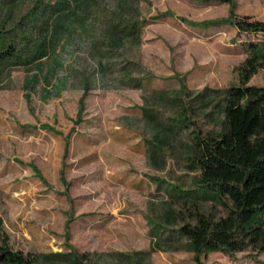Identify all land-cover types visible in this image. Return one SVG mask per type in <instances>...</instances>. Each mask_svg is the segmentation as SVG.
<instances>
[{"label":"rangeland","instance_id":"rangeland-1","mask_svg":"<svg viewBox=\"0 0 264 264\" xmlns=\"http://www.w3.org/2000/svg\"><path fill=\"white\" fill-rule=\"evenodd\" d=\"M138 7L147 21L130 61L148 74L144 86L98 81L85 89L65 68L55 76L32 66L0 74L1 232L24 253L73 246L150 251V264H264V252L251 249L196 259L169 212L170 193L190 189L198 173L188 164L189 138L179 128L172 145H156V127L174 122L180 101L192 104L201 130L216 129L192 97L239 83L245 47L264 41V32L239 31L225 19L264 20V0H139ZM73 55L91 74L83 50ZM249 84L264 86V68ZM161 92L182 95L175 103ZM156 242L161 249L151 250Z\"/></svg>","mask_w":264,"mask_h":264},{"label":"trees","instance_id":"trees-1","mask_svg":"<svg viewBox=\"0 0 264 264\" xmlns=\"http://www.w3.org/2000/svg\"><path fill=\"white\" fill-rule=\"evenodd\" d=\"M138 1L0 0V74L15 66H32L55 76L65 68L85 89L98 81L144 86L148 74L130 61L147 21ZM225 22L239 31L264 32V20L247 15H230ZM77 48L90 59L91 74L75 61ZM245 52L237 66L238 84L192 97L199 102L197 115L201 110L210 117L214 130H201L192 122L193 106L179 100L180 92H161L175 103L179 100L180 109L174 122L164 127L158 124L156 145L162 149L172 145L181 128L189 138L188 164L198 172L190 189L176 186L169 200L170 215L179 226L177 234L197 260L208 251L264 252V86L249 84L264 68V41L247 43ZM62 56L70 57L71 64L65 66ZM1 226L0 219V232ZM156 248L161 249L159 242L151 250ZM149 255L150 251L81 252L73 246L62 252L24 253L12 248L0 233V264H150Z\"/></svg>","mask_w":264,"mask_h":264}]
</instances>
